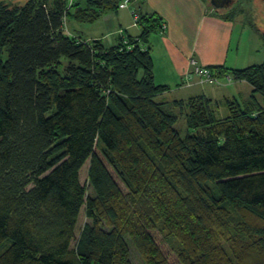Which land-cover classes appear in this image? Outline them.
<instances>
[{
  "label": "trees",
  "instance_id": "obj_1",
  "mask_svg": "<svg viewBox=\"0 0 264 264\" xmlns=\"http://www.w3.org/2000/svg\"><path fill=\"white\" fill-rule=\"evenodd\" d=\"M123 1L0 2V264H264V62L218 68L244 101L159 103L161 18L111 47L64 29Z\"/></svg>",
  "mask_w": 264,
  "mask_h": 264
},
{
  "label": "crops",
  "instance_id": "obj_2",
  "mask_svg": "<svg viewBox=\"0 0 264 264\" xmlns=\"http://www.w3.org/2000/svg\"><path fill=\"white\" fill-rule=\"evenodd\" d=\"M136 8L144 15L157 14L163 20V31L149 37L152 43L154 81L156 85L168 88L158 97L167 94L173 98L157 102L171 103L205 96L221 103L226 99L222 94L226 87H235L234 92L242 94L238 86H244L243 101L248 98L251 91L249 84H227L225 79L231 78L228 74L221 75L223 83L218 86L202 83L192 73L189 64L192 58L200 67L211 70L215 75H219L221 69L218 68L242 70L256 65L254 62L258 59L255 48L247 47L243 54L240 53L245 29L240 24L241 31L236 34L235 14L229 13L233 14L229 20L225 19L227 14L216 15L205 0H130L128 6L121 3L116 14L103 13L95 23L89 24L97 25V30H85L84 38L73 34L68 36L82 38L87 42L101 41L106 47L117 45L120 39L127 36L138 39L141 28L133 20ZM253 38L263 41L260 34H255ZM250 58L254 60L250 61Z\"/></svg>",
  "mask_w": 264,
  "mask_h": 264
},
{
  "label": "rangeland",
  "instance_id": "obj_3",
  "mask_svg": "<svg viewBox=\"0 0 264 264\" xmlns=\"http://www.w3.org/2000/svg\"><path fill=\"white\" fill-rule=\"evenodd\" d=\"M27 1L28 0H0V2H3L4 4L9 5V6H15V5L22 6ZM68 1L70 4H73L76 0H68ZM78 1L82 2L83 0H78ZM129 2H130V0H128V3ZM206 3L208 4L207 0H206ZM126 5L128 6V4H126ZM213 11L216 15H220V14L223 15V14H229V13L235 14L233 19L235 21L234 23H235L236 34L241 31V28L239 27L240 24H242L243 28L245 29L243 32V37L241 38V42H240V53L243 54L244 50L247 47L255 48L257 50L256 55H258V59L254 63L256 65L263 63L264 62V41L257 40L256 38H253V36H255V34H260L262 37L264 36V7L261 5V1L260 0H237L234 3V5L227 10H221V11L213 10ZM106 13H108V12H106ZM109 14H114V13L109 12ZM133 14H134V18H133L134 23L136 25H138V20H139L140 16L144 15V13L140 12L137 9V11L134 10ZM153 16L159 17L157 14H153ZM96 26L97 25L81 24V23H79L77 21H73V20H68L64 24L66 34H68V35L73 34V35H77V36L79 35L83 38L86 36L85 30L91 29V30L95 31V30H97ZM163 29H164V26L162 24V30L160 32H162ZM158 33H155V34L158 35ZM153 34L150 37L154 36ZM250 34H251V36L249 37ZM151 44L152 43H151V40L149 38V45L152 46ZM251 60H254V59L250 58V61ZM190 61L191 62H189V64H191V65H194L193 64L194 61L196 62V60L193 58ZM66 63L67 62H64V66H66ZM196 64H198V63L196 62ZM191 65H190V67L193 68ZM213 71H215V70H213ZM237 88H238V91L239 90L242 91V94L234 92L233 89H235V87H226V89L224 90V92L222 94H224V96L226 98H235L238 101H242L243 97L245 95L244 94V86H241V87L238 86ZM172 98H173V96L166 94L164 97H157L155 100L160 101V100L164 99V101H165L167 99H172ZM217 116H218V118L227 117L228 116V110L224 106H222L220 108V110L218 111ZM180 120L181 121H179L177 129L182 136H185L187 128H186L184 120L183 119H180ZM84 166H85V168L84 169L82 168L83 170L81 169L82 172L80 175V181L83 185L89 186L88 182H87V171H86L87 165H84ZM90 194H91V191L88 189L87 195H90ZM88 222H89V220H87L85 218L84 210H82V212L80 214L79 222L77 225L76 237L79 235V231L81 230L82 226ZM6 247H7V244L2 248L0 247V254L6 249ZM131 260L134 262V264H142L139 255L133 249L131 251Z\"/></svg>",
  "mask_w": 264,
  "mask_h": 264
},
{
  "label": "built area",
  "instance_id": "obj_4",
  "mask_svg": "<svg viewBox=\"0 0 264 264\" xmlns=\"http://www.w3.org/2000/svg\"><path fill=\"white\" fill-rule=\"evenodd\" d=\"M122 4H124V5L128 4V0H124L122 2ZM124 43L126 44L127 42L124 41ZM193 64L194 65L190 64L193 67L192 68V70H193L192 73L195 74L196 76H198V78L200 79V81L202 83H208V84L218 85V86H220L223 83L220 80L221 78H219L217 75H215L211 70L203 68V67H200L198 64H196L195 61L193 62ZM225 82L227 84H231V83H233V80H232V78L227 77L225 79Z\"/></svg>",
  "mask_w": 264,
  "mask_h": 264
},
{
  "label": "water",
  "instance_id": "obj_5",
  "mask_svg": "<svg viewBox=\"0 0 264 264\" xmlns=\"http://www.w3.org/2000/svg\"><path fill=\"white\" fill-rule=\"evenodd\" d=\"M237 0H209L208 4L213 10H227L231 8ZM261 5L264 7V0H260Z\"/></svg>",
  "mask_w": 264,
  "mask_h": 264
}]
</instances>
